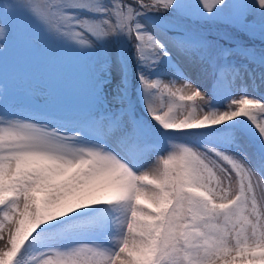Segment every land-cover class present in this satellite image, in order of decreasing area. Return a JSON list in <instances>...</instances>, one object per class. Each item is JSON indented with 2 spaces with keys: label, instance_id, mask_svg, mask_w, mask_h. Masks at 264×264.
I'll use <instances>...</instances> for the list:
<instances>
[{
  "label": "snow or ice",
  "instance_id": "6c2138e0",
  "mask_svg": "<svg viewBox=\"0 0 264 264\" xmlns=\"http://www.w3.org/2000/svg\"><path fill=\"white\" fill-rule=\"evenodd\" d=\"M32 41L86 74L0 76V264H264V0L0 2Z\"/></svg>",
  "mask_w": 264,
  "mask_h": 264
},
{
  "label": "rangeland",
  "instance_id": "374dc122",
  "mask_svg": "<svg viewBox=\"0 0 264 264\" xmlns=\"http://www.w3.org/2000/svg\"><path fill=\"white\" fill-rule=\"evenodd\" d=\"M58 55L61 54L56 52L55 46L51 47L50 54H42L36 41H32L23 54L18 48H10L7 55L0 60V76H6L12 87H16L21 81L37 82L50 93V99L37 95L36 102L43 103L48 100L51 108H59L70 101L66 82L83 77L86 71L82 66L57 59ZM63 55L67 56V53ZM259 94V91L256 92V95Z\"/></svg>",
  "mask_w": 264,
  "mask_h": 264
},
{
  "label": "trees",
  "instance_id": "16d2710c",
  "mask_svg": "<svg viewBox=\"0 0 264 264\" xmlns=\"http://www.w3.org/2000/svg\"><path fill=\"white\" fill-rule=\"evenodd\" d=\"M0 2H4V3H11L14 2V0H0ZM63 55V54H62ZM60 89V88H59Z\"/></svg>",
  "mask_w": 264,
  "mask_h": 264
}]
</instances>
